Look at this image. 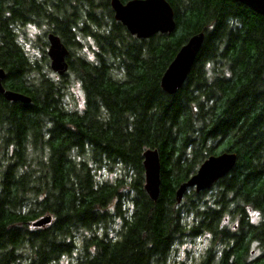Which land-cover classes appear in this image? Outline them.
I'll use <instances>...</instances> for the list:
<instances>
[{
    "label": "trees",
    "instance_id": "obj_1",
    "mask_svg": "<svg viewBox=\"0 0 264 264\" xmlns=\"http://www.w3.org/2000/svg\"><path fill=\"white\" fill-rule=\"evenodd\" d=\"M167 1L174 30L136 39L110 0H0L3 87L31 99L0 95V264L72 256L73 264H168L177 240L203 234L201 264H264V15L235 0ZM28 23L46 25L44 37L52 32L68 49L57 81L44 49L32 60L18 43L17 27ZM197 32L204 42L194 66L169 95L161 76ZM82 38L94 42L92 59ZM70 74L83 92L80 111L62 104ZM147 149L160 157L156 202L143 187ZM223 152L237 156L231 172L177 203L178 186ZM109 166L124 173L99 181L94 167ZM113 200L117 238L78 241L110 221ZM45 215L47 226H30Z\"/></svg>",
    "mask_w": 264,
    "mask_h": 264
},
{
    "label": "water",
    "instance_id": "obj_2",
    "mask_svg": "<svg viewBox=\"0 0 264 264\" xmlns=\"http://www.w3.org/2000/svg\"><path fill=\"white\" fill-rule=\"evenodd\" d=\"M257 14L264 15V0H235ZM113 17L120 22L131 36L136 39H148L157 33H171L175 28L174 11L167 0H110ZM48 43L46 55L49 68L57 76H63L68 71V49L61 39L52 32L46 35ZM204 42V33L191 34L179 48L160 79L161 89L169 94H175L185 83L190 74L196 57ZM6 77L0 68V95L9 102L29 104L30 97L7 90L3 87ZM144 190L150 200L156 202L160 194V157L157 149H147L143 152ZM237 156L232 152H223L208 156L197 168L196 172L182 182L176 192L175 199L180 203L184 193L193 188L195 193L210 189L217 181L227 176L234 168ZM52 221L51 215L42 216L30 223L32 228H43Z\"/></svg>",
    "mask_w": 264,
    "mask_h": 264
},
{
    "label": "rangeland",
    "instance_id": "obj_3",
    "mask_svg": "<svg viewBox=\"0 0 264 264\" xmlns=\"http://www.w3.org/2000/svg\"><path fill=\"white\" fill-rule=\"evenodd\" d=\"M17 41L22 46L23 50L26 51L27 55L30 59L35 60L39 59L42 55V49H44V53L46 55L48 43L46 40V34L44 37V33H47V26L44 24H35L28 23L24 26L19 25L17 27ZM84 44L82 48L86 50L88 57L93 58L91 52H87L88 45L93 46L94 42L81 39ZM45 44H47L45 46ZM82 54V53H80ZM48 58V57H47ZM49 60V59H48ZM49 66V63H48ZM46 70V74L48 77L58 80V76L51 71V69ZM67 89L65 90V94L62 97V104L67 111H80L83 108L84 100H83V92L81 89V85L77 82L73 76L70 74L67 80ZM95 174L99 181H114V177L118 176L119 173L124 171L120 167L109 166V167H100L99 169L95 168ZM208 193L206 197L209 195ZM127 206V204H125ZM121 206L122 209L125 207ZM109 214L110 221L106 223H101L93 227L91 231H84L78 235V241H81V238H88L91 235H98L99 237H106L113 239L117 238V231L121 226L120 217H114V200L111 205H109L106 209ZM252 221L257 222L259 220V216L257 213L252 212ZM192 219H187V221L191 222ZM189 222V223H190ZM210 246V238L208 235H199L196 237L185 236L179 240H177L173 246L171 251V256L168 264H201L204 259V252ZM78 250L74 252L77 253ZM258 254V251L254 252ZM75 261V256L65 257L60 260L59 263L56 264H73Z\"/></svg>",
    "mask_w": 264,
    "mask_h": 264
}]
</instances>
